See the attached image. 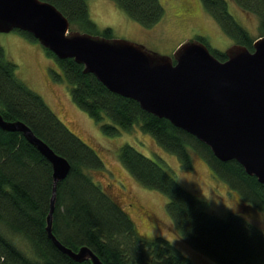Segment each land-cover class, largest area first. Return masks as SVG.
Listing matches in <instances>:
<instances>
[{"label":"trees","instance_id":"16d2710c","mask_svg":"<svg viewBox=\"0 0 264 264\" xmlns=\"http://www.w3.org/2000/svg\"><path fill=\"white\" fill-rule=\"evenodd\" d=\"M54 4L82 32L112 38L113 29L102 31L91 18L86 0H44ZM131 18L153 27L164 15L160 0H114ZM259 18L264 35V0H234ZM210 15L235 43L253 51V38L229 11L227 0H203ZM72 29V27H71ZM38 41L33 34L18 30ZM260 35V36H262ZM221 61L225 51L212 49L208 39L197 36ZM57 60L61 73L55 79L71 85L74 103L109 135L132 131L135 126L151 135L166 151L191 168L189 149L205 157L218 179L241 196L238 212L222 219L205 210L204 198L186 190L160 162L131 144L120 148L125 168L145 187L167 196V211L177 233L218 264H264V232L242 217L247 208L264 211V184L249 175L236 160L222 161L212 149L166 118L144 110L129 97L109 90L94 74L85 73L74 58ZM18 65L0 45V112L7 121H22L57 154L71 164L68 176L57 185L53 233L66 247L87 246L104 264H194L168 239L139 233L132 217L90 171L102 168L96 151L58 117L42 95L17 74ZM109 120V121H107ZM53 195V166L21 131L0 127V264H92L78 262L62 251L47 232Z\"/></svg>","mask_w":264,"mask_h":264},{"label":"water","instance_id":"95a60500","mask_svg":"<svg viewBox=\"0 0 264 264\" xmlns=\"http://www.w3.org/2000/svg\"><path fill=\"white\" fill-rule=\"evenodd\" d=\"M13 30L33 34L60 59L74 58L112 92L196 136L222 161H238L264 184V35L255 39L253 51L233 44L225 61L197 38L164 55L127 39L73 30L48 1L0 0V32ZM0 127L21 131L53 166L47 232L54 243L78 262L104 264L89 247L74 251L53 233L57 185L68 176L70 162L24 122L7 121L0 112Z\"/></svg>","mask_w":264,"mask_h":264},{"label":"rangeland","instance_id":"374dc122","mask_svg":"<svg viewBox=\"0 0 264 264\" xmlns=\"http://www.w3.org/2000/svg\"><path fill=\"white\" fill-rule=\"evenodd\" d=\"M164 15L153 27H145L131 18L114 0H86L90 16L102 31L113 29L115 38L145 45L150 50L172 55L186 40L204 36L212 49L226 51L235 44L220 24L210 15L203 0H160ZM229 11L253 38L262 35L259 18L242 9L234 0H227ZM72 29H78L72 25ZM0 45L9 59L17 65L18 76L43 96L58 117L84 142L92 147L103 161V167L90 171L94 180L111 195L132 217L140 234L168 239L194 264H218L207 253L193 247L176 231L167 211L168 198L163 193L145 187L122 164L119 153L128 143L146 156L160 162L188 191L206 201L205 210L227 219L238 212L241 196L215 176L208 160L194 149H189L192 166L185 168L179 158L162 148L139 126L117 135L103 132L102 123L95 121L74 103L71 85L57 80L52 71L61 73L57 60L46 49L18 30L0 32ZM109 121V120H107ZM110 122V121H109ZM242 217L264 232V211L247 208Z\"/></svg>","mask_w":264,"mask_h":264}]
</instances>
